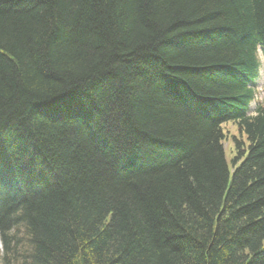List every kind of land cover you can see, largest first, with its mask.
Instances as JSON below:
<instances>
[{"label":"trees","instance_id":"1","mask_svg":"<svg viewBox=\"0 0 264 264\" xmlns=\"http://www.w3.org/2000/svg\"><path fill=\"white\" fill-rule=\"evenodd\" d=\"M258 47L264 0H0V264H264Z\"/></svg>","mask_w":264,"mask_h":264},{"label":"rangeland","instance_id":"2","mask_svg":"<svg viewBox=\"0 0 264 264\" xmlns=\"http://www.w3.org/2000/svg\"><path fill=\"white\" fill-rule=\"evenodd\" d=\"M260 59H261V66L259 70V75L257 78V86H258V99H263L264 98V61L262 54L260 53ZM251 107H254V103L251 104ZM224 130L226 132V139L223 141V147L226 150V156L227 159H230L233 151V144L231 141V137L233 135H236V128L233 123H226L224 126ZM232 150V152H230ZM0 251H1V245H0Z\"/></svg>","mask_w":264,"mask_h":264}]
</instances>
